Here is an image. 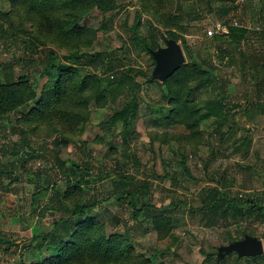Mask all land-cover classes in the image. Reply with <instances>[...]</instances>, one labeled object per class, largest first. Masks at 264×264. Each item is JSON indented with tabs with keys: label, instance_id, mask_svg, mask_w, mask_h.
Listing matches in <instances>:
<instances>
[{
	"label": "rangeland",
	"instance_id": "374dc122",
	"mask_svg": "<svg viewBox=\"0 0 264 264\" xmlns=\"http://www.w3.org/2000/svg\"><path fill=\"white\" fill-rule=\"evenodd\" d=\"M181 4L185 13L174 21L163 18L145 0H115L106 11L85 6L70 8L68 14H81L77 26L82 31L75 37L65 31L69 17L62 10L57 19L49 20L39 10L32 13L24 0H0V64L25 55L23 34H29L39 39L37 57L44 50H54L60 56L100 52L105 60L119 62L116 71L134 68L149 76L154 60L131 38V31L139 23L136 34L145 40L151 27L164 35L168 30L176 32L185 56L184 71L201 59L212 62L214 69L209 72L213 84L223 90L229 110L219 133L215 132L214 118H206L202 112L197 114V126L189 131L184 118L178 113L170 115L168 99L164 97L167 86L157 80L143 82L146 77L138 75L136 79L142 84L129 127L120 121L110 122L112 112L135 92L127 90L125 84L119 93L87 103L86 120L75 130L67 129L37 109L46 78L39 67H30L36 98L20 116L27 142L18 140L17 158L11 156L9 148H3L10 144L12 134L10 118L0 117V161L8 162L7 169L12 172L0 177V237L16 241V246L7 250L0 245V264H40L52 255L46 248H36L38 240L34 236L49 230L62 216L61 212L41 209L57 200L55 191L62 195L67 189L56 157L67 164L76 162L90 173L92 182L83 184L85 197L98 192L99 197L106 198V191L112 189L111 180L124 174L138 183H150V204L154 207L171 201L176 205L167 212L174 222L172 236L160 240L149 221L129 218L124 203L100 201L92 217H98L106 234L126 238L127 254L120 257L125 258L124 262L215 264L219 246L242 239L245 234L264 241V219H223L195 211L200 206L201 190L215 186L222 177L231 196L254 201L264 197V35L251 29L264 26V0H181ZM191 11L195 16L186 15ZM234 19L249 27L236 41L229 35ZM3 29L17 31V38L10 33L2 35ZM158 43L160 47L165 45L162 39ZM244 63L246 69H242ZM22 65H14L12 71L18 74L21 68L24 72ZM202 68L206 69L205 65ZM87 71L84 68L80 73ZM100 72L96 74L100 76ZM101 75L104 87V78L109 75ZM194 86L191 82L185 84V88ZM204 97L195 100L200 111ZM234 141L243 144L234 149ZM32 152L40 157L27 158ZM222 259L221 264H264V254L258 260L237 258L234 253Z\"/></svg>",
	"mask_w": 264,
	"mask_h": 264
},
{
	"label": "trees",
	"instance_id": "16d2710c",
	"mask_svg": "<svg viewBox=\"0 0 264 264\" xmlns=\"http://www.w3.org/2000/svg\"><path fill=\"white\" fill-rule=\"evenodd\" d=\"M24 1L31 12L39 10L49 20L57 19L61 10L64 11L65 15L69 17L64 27L65 31L67 35L75 37L82 31L77 26L81 14L76 11L68 14L70 8L85 6L106 11L115 4V0ZM145 1L155 12L163 18L167 17L169 21L179 19L185 13L181 0ZM229 1L234 2V0ZM227 11L225 10V13ZM191 13L195 16L194 11L188 12L186 15ZM138 25L139 23L135 30L131 31V38L134 43L141 45L149 54L150 50L160 47L158 43L160 39L165 41L167 38H172L177 41L176 32L168 30L164 35L163 32L153 27L149 31V38L145 40L136 34ZM0 28L2 29L1 25ZM246 31L247 29L243 27L229 26V35L233 41H236ZM8 33L13 38H17L15 35L18 34L17 31L8 32L3 29L1 32L5 36ZM23 36L22 44L26 52L25 55L15 61L0 64V117L8 116L10 118L9 132L12 134L10 144L3 145L4 150L9 148L11 156L17 158L16 156L19 154L18 140L24 144L27 142V131L19 123L20 116L28 109L30 101L36 98V88L30 80V67H39L41 74L46 78L41 88L37 109L50 121H57L58 125L67 129L71 127L75 130L80 122L86 120L88 117V112L85 111L87 103L90 101L99 102L106 96L110 97L119 93L122 86L128 84L127 90L135 92H132V97L127 103L112 112L110 122L114 124L120 121L124 127H129L131 119L135 116L137 94L142 84L136 78L139 75L146 77L143 82H152L154 79L151 78V75L148 76L142 70L134 68L116 71L120 66L117 64L119 62L116 59L105 60L104 54L100 52L60 56L54 50H44L42 56L37 57L35 53L39 47V39L29 34H23ZM214 37L215 39L221 38V36ZM242 61L244 62V60ZM17 64H23L22 66L26 70L21 72V68H19L18 74H15L12 69ZM201 65H205L206 69ZM183 66L184 64L161 83L167 86L164 97L168 99L170 115L178 113L180 117L184 118L185 127L190 131L197 126L196 121L199 120L197 114L202 112L204 117L214 118L215 132L219 133L227 122L229 110L224 104L223 90L213 84L209 72L214 69L213 63L201 59L199 64L196 62L189 64L187 71L183 70ZM84 68L88 71L81 74L80 71ZM5 69L9 70V73L5 72ZM242 69H246L245 63ZM97 71H101L100 73L103 75H109L104 78V87L100 83L102 75H97ZM242 74L244 75V72ZM189 82L195 86L185 88V84ZM202 95H206V97H204L200 111L195 100H202L200 98ZM166 119L169 118L166 116ZM191 120L192 122H186ZM229 129L232 130V126ZM242 144L234 141V149ZM37 157L40 156L33 152L27 154L29 159ZM7 164L0 161V177L4 174H12L7 169ZM56 164L65 179L67 189L62 195L59 191H55L57 200L41 208L42 212L58 211L62 216L52 223L49 230L34 236V239L38 240L37 249L46 248L52 253L40 264H129L128 261L124 262L125 258H120L127 254L126 238H121L116 234H106L105 227L98 217H92V212L103 200L114 199L118 203H124L129 218L136 221L142 217L149 221L158 239L162 240L172 236L174 222L167 212L169 209H175L176 205L172 201L160 208L150 204V183L146 180L138 183L132 176L118 174L111 180L112 189L106 191L108 195L106 198L99 197L98 192L85 197L82 195L83 184L87 185L92 182L90 173L86 169H80L78 163L67 164L58 157H56ZM86 176L87 179H85ZM199 201L200 206L195 211L214 217L236 220L238 216L242 218L252 216L256 219H264V197H259L254 201L250 198L243 199L239 195L231 196L224 184V177L220 178L215 186L202 189ZM191 210L193 211V209ZM113 217L118 219L115 215ZM0 245H5L7 250L16 246V241L0 237ZM259 257L252 259L258 260ZM223 262L224 259L215 264Z\"/></svg>",
	"mask_w": 264,
	"mask_h": 264
},
{
	"label": "water",
	"instance_id": "95a60500",
	"mask_svg": "<svg viewBox=\"0 0 264 264\" xmlns=\"http://www.w3.org/2000/svg\"><path fill=\"white\" fill-rule=\"evenodd\" d=\"M164 44L163 47L150 50L155 63L151 78L160 83L164 82L185 63L182 47L175 39L167 38ZM231 253H234L237 258L259 257L264 254V243L258 237L245 234L242 239L219 246L216 261L219 262L224 256Z\"/></svg>",
	"mask_w": 264,
	"mask_h": 264
},
{
	"label": "built area",
	"instance_id": "2783aa9c",
	"mask_svg": "<svg viewBox=\"0 0 264 264\" xmlns=\"http://www.w3.org/2000/svg\"><path fill=\"white\" fill-rule=\"evenodd\" d=\"M232 25L235 26V27H243L245 29H248L245 25H243L241 22H239L237 19H234L233 22H232ZM254 32L257 33V35H264V26H253V28H251ZM211 33L214 34L215 31L214 30H211Z\"/></svg>",
	"mask_w": 264,
	"mask_h": 264
},
{
	"label": "crops",
	"instance_id": "0c3cea01",
	"mask_svg": "<svg viewBox=\"0 0 264 264\" xmlns=\"http://www.w3.org/2000/svg\"><path fill=\"white\" fill-rule=\"evenodd\" d=\"M262 65V67L264 66V62H263V64H261ZM262 74L264 75V67H263V70H262ZM264 78V77H263Z\"/></svg>",
	"mask_w": 264,
	"mask_h": 264
}]
</instances>
